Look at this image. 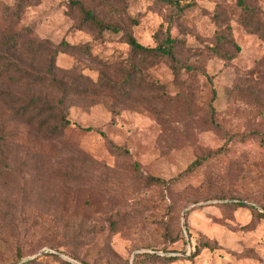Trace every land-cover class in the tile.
<instances>
[{"label":"rangeland","instance_id":"rangeland-1","mask_svg":"<svg viewBox=\"0 0 264 264\" xmlns=\"http://www.w3.org/2000/svg\"><path fill=\"white\" fill-rule=\"evenodd\" d=\"M68 1L37 0L19 24L55 45L89 46L91 59L57 49L55 66L96 80L98 60L129 49L119 34L79 29ZM78 1L143 45L176 38L179 59L197 71L176 83L167 63L155 67L168 92L159 118L104 101L71 105L61 138L0 107V264H264V0L254 3L257 33L236 0ZM15 2L0 0V14ZM223 37L238 48L228 61L212 49ZM210 103L222 129L244 139L208 127ZM222 146L169 189L146 181L174 178Z\"/></svg>","mask_w":264,"mask_h":264},{"label":"trees","instance_id":"trees-1","mask_svg":"<svg viewBox=\"0 0 264 264\" xmlns=\"http://www.w3.org/2000/svg\"><path fill=\"white\" fill-rule=\"evenodd\" d=\"M15 4L5 5L0 14V107L8 112L12 119L31 127L45 136L61 138L64 128L70 124L67 118L71 105L86 106L95 101H104L111 108L123 107L143 109L152 112L157 118L158 100L168 95L167 87L154 79L151 72L158 64L167 63L176 83L183 73L197 71V67L179 59L176 38L168 36L162 44L146 46L139 43L132 33L120 28L92 8H86L78 0L68 1V14L78 13L79 29L96 35H118L129 49V56L119 60L106 58L98 60L100 65L96 80H92L76 68L58 69L55 66L57 49L77 53L91 59L90 47L81 44H69L61 41L55 45L48 39H40L31 29L21 26L20 19L24 7L35 4L37 0H15ZM179 6L174 0H160ZM255 0H236V11L244 26L253 24V31H259V21H255L257 11ZM4 29L1 31V28ZM215 45L214 53L224 61L233 57L227 49L235 48L232 39ZM30 60V61H28ZM206 78V74L203 73ZM207 81V79H206ZM209 83L211 80L209 79ZM205 123L216 133H223L227 141L243 134L229 135L215 118V110L208 105ZM264 144V139H262ZM116 151L118 147L114 146ZM226 152L225 146L209 150L192 161L184 172L174 178L164 180L146 177L147 183L163 185L169 189L184 174L192 172L203 163L219 157ZM127 155V151H123ZM262 217L263 215L260 214Z\"/></svg>","mask_w":264,"mask_h":264},{"label":"water","instance_id":"water-1","mask_svg":"<svg viewBox=\"0 0 264 264\" xmlns=\"http://www.w3.org/2000/svg\"><path fill=\"white\" fill-rule=\"evenodd\" d=\"M39 254V253H38Z\"/></svg>","mask_w":264,"mask_h":264}]
</instances>
